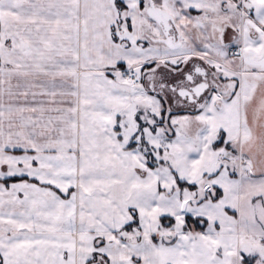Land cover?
<instances>
[{
	"label": "snow or ice",
	"instance_id": "obj_1",
	"mask_svg": "<svg viewBox=\"0 0 264 264\" xmlns=\"http://www.w3.org/2000/svg\"><path fill=\"white\" fill-rule=\"evenodd\" d=\"M0 264H264V0H0Z\"/></svg>",
	"mask_w": 264,
	"mask_h": 264
}]
</instances>
